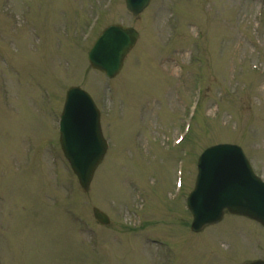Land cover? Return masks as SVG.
<instances>
[{"label":"rangeland","instance_id":"374dc122","mask_svg":"<svg viewBox=\"0 0 264 264\" xmlns=\"http://www.w3.org/2000/svg\"><path fill=\"white\" fill-rule=\"evenodd\" d=\"M112 24L139 36L108 80L87 52ZM74 86L95 102L109 143L88 193L58 144ZM198 96L188 137L171 147ZM224 142L241 146L264 180V0H151L136 17L124 0H0V264L261 259L264 229L252 220L226 215L201 233L189 228L197 158Z\"/></svg>","mask_w":264,"mask_h":264},{"label":"water","instance_id":"95a60500","mask_svg":"<svg viewBox=\"0 0 264 264\" xmlns=\"http://www.w3.org/2000/svg\"><path fill=\"white\" fill-rule=\"evenodd\" d=\"M127 9L138 15L150 0H125ZM138 33L132 28L112 25L106 28L88 53L93 69L114 77L123 59L134 46ZM99 112L91 98L81 90L67 92L60 121V146L77 176L81 188L87 192L97 166L107 150L101 134ZM198 175L187 206L193 215L192 230L222 219L224 209L257 220L264 226V183L257 178L242 150L232 145L208 148L198 160ZM95 219L108 224V217L97 209ZM251 264H264L263 261Z\"/></svg>","mask_w":264,"mask_h":264}]
</instances>
